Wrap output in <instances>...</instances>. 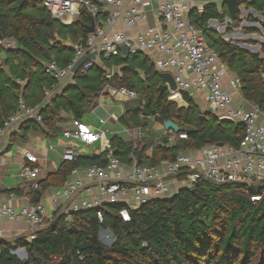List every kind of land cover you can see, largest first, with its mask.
<instances>
[{"label": "trees", "instance_id": "1", "mask_svg": "<svg viewBox=\"0 0 264 264\" xmlns=\"http://www.w3.org/2000/svg\"><path fill=\"white\" fill-rule=\"evenodd\" d=\"M246 2L264 14V0ZM220 17L212 4L202 12L190 13L191 22L202 30L210 47L240 78L244 99L264 112V43L260 44L261 52L255 53L234 39H224L208 25L211 19ZM92 22L84 8L71 24L65 25L52 17L42 0H0V54L4 55L0 56V127L24 103L27 107L38 106L42 117V121L30 119L24 124L36 129L44 126L48 135H56L63 130L60 122L87 114L108 84L138 92L136 101L127 100L125 113L119 118L125 126H147L152 118L155 128H159L166 120H173L180 131L188 134L187 139H178L172 147L157 143L151 136L134 142L113 136L114 155L124 162H133L132 151L137 157L141 153L139 164L157 166L162 160L174 161L182 151L220 142L240 144L242 124L222 121L214 112H202L188 94L183 95L188 107H179L169 100V91L160 88L162 72L147 57L136 61L139 53H121L104 59L109 69L123 65L116 76L109 78L107 70L95 63L86 74L75 75V85L45 99L46 91L59 83L46 71L47 64L55 61L59 67H66L75 55L73 45L86 44ZM243 31L259 32L248 26ZM8 38L16 40L13 48L1 44ZM63 112L68 117H63ZM107 156L105 151L66 159L48 178L39 179L38 188L26 187L24 193L37 204L50 185H63L81 165L105 166ZM255 195L260 199L253 200ZM123 207L107 204L102 222L95 209L72 213L71 225L75 230L70 229L64 213L44 218L46 224L36 230L34 239L21 235L10 241L0 240V264H264V184L201 180L193 188H181L169 197L130 208L128 222L120 215ZM102 228L113 232L116 240L112 244L100 240ZM19 247L26 249L27 259L12 253Z\"/></svg>", "mask_w": 264, "mask_h": 264}, {"label": "built area", "instance_id": "2", "mask_svg": "<svg viewBox=\"0 0 264 264\" xmlns=\"http://www.w3.org/2000/svg\"><path fill=\"white\" fill-rule=\"evenodd\" d=\"M42 1L52 17L60 21L75 20L84 8L95 22V30L90 32L86 44L73 45L75 55L66 67H59L55 61L47 64L46 71L59 83L52 90L46 91L45 99L51 97L58 85L72 78L73 67L83 56L96 53L95 59L88 60L78 70L86 74L100 57L109 59L117 56L122 53V46L125 45L128 48L125 53H148L153 56L154 66L158 71H168L173 75L176 89H169L170 96L188 94L194 98L197 94L206 92L207 100L220 112L221 117H231L244 127L238 146L213 144L193 152L182 151L164 169L139 164L134 151L130 153L132 163H124L111 156L105 166L87 167L84 179L70 178L57 189L54 197V200H66L64 214L70 225L73 221L72 213L90 209L97 211L102 222L105 206L113 203L123 204L120 215L124 221H131L130 208H137L155 198L169 197L181 188H193L201 180L264 184V112L253 103L248 107L236 104L231 91L225 88L224 76L227 72L219 67V53L209 46L202 30L195 27L189 17L194 3L203 0ZM100 1L106 5L102 7ZM127 3H130L129 7H125ZM106 8V15L101 16ZM150 9L155 10V23L148 24L135 34L114 31L119 22L136 27L149 18ZM1 44L13 48L16 40L4 39ZM228 87L239 91L240 78L236 75L229 77ZM104 90L123 101L139 97L135 89L126 86L107 84ZM30 119L42 121L38 106L27 107L21 103L19 110L6 118L0 127V138L13 127ZM73 124L74 128L65 132V136L74 142L67 151L70 159H76L80 155V146L90 145L98 140L102 141L104 150L110 148L104 133L93 131L88 124L78 119H73ZM144 129L136 128L138 138L146 134ZM165 131L174 133L178 139L188 138L185 131L175 132L167 128ZM23 155L27 164L22 167L21 175L33 188H38L41 168L32 165L38 163V158L27 150ZM78 172L79 169L75 168L71 177ZM252 199L257 201L260 196L255 195ZM45 213L46 205L42 201L37 204L27 201L18 207L9 203L0 204V222L25 221L31 230L29 239H34L36 230L44 226ZM99 238L107 245L116 240L110 228H102ZM21 250L23 256L16 253ZM12 253L22 260L28 258L23 248H17Z\"/></svg>", "mask_w": 264, "mask_h": 264}, {"label": "crops", "instance_id": "3", "mask_svg": "<svg viewBox=\"0 0 264 264\" xmlns=\"http://www.w3.org/2000/svg\"><path fill=\"white\" fill-rule=\"evenodd\" d=\"M209 4L215 5L217 10L221 13V17L219 19H211L213 21L210 20L208 24L211 29L216 30L218 33L220 31L219 25L222 24L223 22H226L227 24H232L233 22V24H236L239 22L238 20L240 18L245 16V12H248L246 14L250 15V17L251 14L255 16L256 13H258V11L255 10L253 7L248 6L249 4H247L246 0H237L236 17H234L230 12L226 0H203L194 3V5L191 7L189 11V17L191 12L194 11L202 12L206 7V5ZM105 5L106 4L104 5L101 4L102 7H104ZM129 6L130 3H127L125 5V7H129ZM201 8L202 10H200ZM106 10L107 8L102 11L101 16L106 15ZM154 11H155L154 9H150L149 18L141 22L136 27H129L125 23L119 22L118 25H116V27L114 28V31H123L126 34H135L141 28H144L148 24H153L157 21L156 14H153ZM73 21L74 20H67L61 22L65 25H68L71 24ZM229 28H231V25L229 26ZM230 32H232V29ZM248 35L252 36L253 33ZM139 54L144 55L145 58L147 57L154 64V59L152 55H149L148 53H144V52ZM0 56L4 57L3 54H0ZM105 62L106 61L104 60V58L100 57L99 60L97 61V64L100 65L102 68L106 69L108 75L110 76L112 74V68L109 69L106 66ZM219 67H222V69L225 70V73L227 72L224 76L225 88L231 91V93L235 98L236 104H240V105H244L245 107L246 106L248 107L251 102L246 101L244 99L241 93V89L239 91H233L228 87L229 77H232L235 74L232 73L228 69L227 65L224 64L221 60L219 63ZM163 72H168V71H163ZM139 73L141 74L142 77H145L143 71L141 72L139 71ZM75 75H73L71 79L65 80L60 85H58V87L55 89L51 97L54 96L55 93L61 92L64 88L68 87L69 85H75L76 84ZM166 90L169 91V89ZM169 96H170V91H169ZM206 96H207L206 92L197 94L194 97V101L199 106L202 112H206V111L214 112L220 118L221 117L220 112H218V110L211 105V103L207 100ZM51 97L49 99H51ZM105 100L107 103L105 102ZM126 102L127 101H123V100L121 101L119 99H116L115 97H112L109 93H107V91L104 90V92H102V94H100L95 99L96 104L88 112L91 114L87 113L83 115V117L78 119L88 124L93 131L104 133L105 137L107 138V142L110 146V148L104 150L102 147L103 143L101 140H98L90 145H82L80 146L81 156H95V155H100L105 151H108L107 157L109 160L111 156H115L114 153L116 152V147H114L111 142V138L113 136H117L122 140H124L125 142H132V141L134 142L143 137L147 138L151 136L154 139L155 138L158 139L157 143L165 144L167 147H172L171 144L176 143V141L178 140L176 135L171 132H166L164 125H162L159 128H155V122H153V119L149 120L150 124L147 126H133L131 128L125 126L119 120V118L125 113ZM62 116L68 117L66 112H63ZM25 122L13 127L8 133H6L4 136L0 138V204L9 203L17 207L21 204L26 203L27 201L29 203L34 204L31 201L29 195L24 193L25 188L31 186V183L29 181H26L21 175L22 167L25 164H27V160L23 155L24 151L26 150L31 151L33 154L37 156L38 158L37 165L41 168V173L39 175L40 180L48 178L51 173L58 170L59 166L64 160L71 158L67 154V151L69 148L73 146L74 142L72 139L65 136V132L70 131L74 128L73 119L60 122L59 125L61 128H63V130L56 135H48L46 132V127L44 126L43 129L40 128L36 129L34 125H26L24 124ZM137 127H143V129L145 128L144 130H146V134L141 138H138L139 136L137 135V131H136ZM193 151L194 150L187 152H193ZM139 155L141 156V153ZM115 157L118 158L120 161H122L119 157L117 156ZM139 160L140 159H138V163ZM168 162L171 161L162 160L161 163L156 167L164 169ZM142 165H148V164H142ZM89 166L92 165H88V166L81 165L80 167H78L79 172L70 178L84 179L85 169ZM70 178L68 180H70ZM67 181L63 185H65ZM63 185L61 186L58 184L50 185V187H48L43 192L39 202L42 201L46 205L45 218L51 219L56 214L64 213L65 206L67 204L66 200L64 199L54 200L57 189L59 187H62ZM10 189H20L21 191L20 193L5 192L6 190H10ZM94 193H96V189L94 190ZM30 232L31 230L29 228V225L25 221L3 220L2 222H0V240L10 241L21 235H28Z\"/></svg>", "mask_w": 264, "mask_h": 264}, {"label": "water", "instance_id": "4", "mask_svg": "<svg viewBox=\"0 0 264 264\" xmlns=\"http://www.w3.org/2000/svg\"><path fill=\"white\" fill-rule=\"evenodd\" d=\"M226 1L228 3L230 12L232 13V15L234 17H236L237 0H226ZM100 4L104 5L105 2L100 1ZM211 21H213V20H211ZM94 30H95V22L93 20V22L89 26V31L93 32ZM241 45L246 47V48H251L252 51L255 52V53H259V49H260L259 46L251 47L249 44H244V43H242ZM127 49L128 48L125 45L122 46V52L123 53H125ZM95 58H96V53L95 52L83 56L74 65L73 70H72L73 74L74 75L77 74L78 70L80 69V67L84 63H86L88 60L95 59ZM122 69H123V65H115V66H113L112 67V74L109 76V78H111L112 76H116L117 74H120ZM161 77L163 79V83H161V85H160V88L162 90H166V89L175 90L176 89V83H175L174 77H173V75L170 72H162L161 73ZM169 100L177 103L179 107H188V105H189L187 103V101L184 99L183 95H181V94H176V95L169 96ZM220 119L222 121H234L231 117H228V116L221 117ZM164 126L167 129H173L175 132H179L181 130V127L176 122H174L173 120H166L165 123H164ZM218 144L219 145H223L224 143L220 142ZM138 159H140V155H139ZM70 229L71 230H75L76 228H75V226L71 225ZM23 249H25V248H23Z\"/></svg>", "mask_w": 264, "mask_h": 264}, {"label": "rangeland", "instance_id": "5", "mask_svg": "<svg viewBox=\"0 0 264 264\" xmlns=\"http://www.w3.org/2000/svg\"><path fill=\"white\" fill-rule=\"evenodd\" d=\"M246 13H248V12H245V16L240 18L238 20L239 22L236 24H233V22H232V24H227L226 22H223L222 24H220L219 25V27H220L219 33L222 34V37L226 40L234 39V41L240 46H242L241 45L242 43L249 44L251 47L259 46V48H260L259 53H260L261 48H262L260 44L264 43V14L258 12V13H256L255 16H253L251 14V18H249L250 15H248ZM253 18H255V19H253ZM230 25H231V28H229ZM246 26L259 30L258 34L253 33L252 36L248 35V33H245L243 31L244 27H246ZM230 29H232V32H229ZM242 47H244V46H242ZM248 49H250L252 51L251 48H248ZM133 58H135V57H133ZM144 58H145L144 55H140L136 61H141ZM139 71L141 72L142 70L140 69ZM116 99H118V98H116ZM125 101H127V100H125ZM133 101H136V99H134ZM105 102H106V100H105ZM133 104H134V102H133ZM88 114H91V113H88ZM86 116H88V115H86ZM158 130H160V129H158ZM155 141L158 142V139L155 138ZM44 224H46L45 220H44ZM20 248L21 247H19L18 249H20ZM15 249H17V248H14L13 250H15Z\"/></svg>", "mask_w": 264, "mask_h": 264}, {"label": "bare ground", "instance_id": "6", "mask_svg": "<svg viewBox=\"0 0 264 264\" xmlns=\"http://www.w3.org/2000/svg\"><path fill=\"white\" fill-rule=\"evenodd\" d=\"M18 252H22L23 253V251L21 250V251H17L16 253L18 254ZM24 255V253L22 254V256ZM20 256V255H19Z\"/></svg>", "mask_w": 264, "mask_h": 264}, {"label": "clouds", "instance_id": "7", "mask_svg": "<svg viewBox=\"0 0 264 264\" xmlns=\"http://www.w3.org/2000/svg\"><path fill=\"white\" fill-rule=\"evenodd\" d=\"M21 248H23V247H21Z\"/></svg>", "mask_w": 264, "mask_h": 264}]
</instances>
